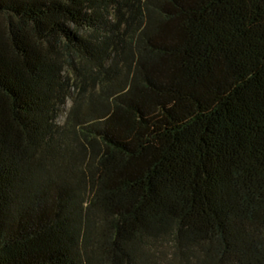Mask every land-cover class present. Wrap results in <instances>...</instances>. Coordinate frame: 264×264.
Wrapping results in <instances>:
<instances>
[{"label":"trees","instance_id":"16d2710c","mask_svg":"<svg viewBox=\"0 0 264 264\" xmlns=\"http://www.w3.org/2000/svg\"><path fill=\"white\" fill-rule=\"evenodd\" d=\"M0 264H264V0H0Z\"/></svg>","mask_w":264,"mask_h":264},{"label":"rangeland","instance_id":"374dc122","mask_svg":"<svg viewBox=\"0 0 264 264\" xmlns=\"http://www.w3.org/2000/svg\"><path fill=\"white\" fill-rule=\"evenodd\" d=\"M69 75L71 76L70 72H69ZM70 105H71V101L68 99L66 101V103L61 107V109H60V111H59V113L57 115V118H56V122L57 123H62L65 120Z\"/></svg>","mask_w":264,"mask_h":264}]
</instances>
